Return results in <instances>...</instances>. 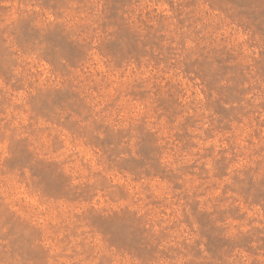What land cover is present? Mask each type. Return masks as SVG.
Listing matches in <instances>:
<instances>
[{"label":"rangeland","instance_id":"obj_1","mask_svg":"<svg viewBox=\"0 0 264 264\" xmlns=\"http://www.w3.org/2000/svg\"><path fill=\"white\" fill-rule=\"evenodd\" d=\"M0 264H264V0H0Z\"/></svg>","mask_w":264,"mask_h":264}]
</instances>
